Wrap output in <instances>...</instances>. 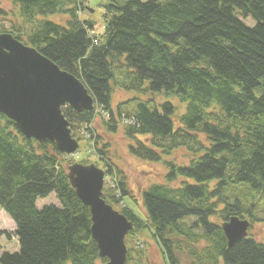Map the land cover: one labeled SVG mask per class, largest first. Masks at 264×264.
<instances>
[{
	"label": "trees",
	"instance_id": "1",
	"mask_svg": "<svg viewBox=\"0 0 264 264\" xmlns=\"http://www.w3.org/2000/svg\"><path fill=\"white\" fill-rule=\"evenodd\" d=\"M9 1L21 24L10 21L0 33L74 75L94 99L92 111L65 106L62 114L96 156L80 162L94 163L115 185H105L102 198L132 222L127 262L128 240L147 231L168 264H181L182 253L191 264H264V241L248 235L229 248L219 226L232 216L255 221L251 208L224 198L227 182L264 192V0H107L98 36L80 18L84 0ZM116 88L136 93L132 111L112 108ZM95 119L121 131L131 156L168 168L165 183L141 191L145 219L128 204L136 200ZM181 148L194 154L187 165L166 159ZM72 163L74 156L25 138L0 113V210L14 222L18 245L0 254V264H106L91 236L90 209L70 185ZM53 193L58 204L38 210L37 199Z\"/></svg>",
	"mask_w": 264,
	"mask_h": 264
},
{
	"label": "water",
	"instance_id": "2",
	"mask_svg": "<svg viewBox=\"0 0 264 264\" xmlns=\"http://www.w3.org/2000/svg\"><path fill=\"white\" fill-rule=\"evenodd\" d=\"M92 111L94 99L84 84L35 48L10 33H0V113L13 121L27 139L53 143L65 155H74L72 136L62 108ZM71 187L89 207L91 236L106 264H127L125 236L133 228L124 215L102 198L105 172L94 164L72 163L67 168ZM250 222L232 216L221 223L227 247L248 236Z\"/></svg>",
	"mask_w": 264,
	"mask_h": 264
},
{
	"label": "rangeland",
	"instance_id": "3",
	"mask_svg": "<svg viewBox=\"0 0 264 264\" xmlns=\"http://www.w3.org/2000/svg\"><path fill=\"white\" fill-rule=\"evenodd\" d=\"M119 2H125L127 0H118ZM141 2H147L151 0H139ZM161 1V0H158ZM83 6H80V18L91 20L94 25L92 31L95 35H100L103 32V14L105 12V5L107 0H84ZM0 9L3 14H0V26L10 30L12 24H21L18 15V9L9 0H0ZM47 19L59 21L63 23L60 15H50ZM246 26L253 27L255 20L251 17L242 18ZM11 21V22H10ZM136 96V93L116 88L112 94V108L114 110L120 109L121 112L132 111L135 106V100H132ZM137 97H145L138 95ZM157 102H162L165 99L162 96H156ZM175 104L178 109V113L184 112V106L178 103L177 99L170 100ZM120 104V105H119ZM94 128L97 135H100L101 139L106 143H110V157L113 162L122 169L126 176V182L128 191L134 197L136 201H130L126 198L128 204L133 211L142 219H145V209L140 201L141 191L147 189L154 183H165L166 176L168 174V168L161 162H147L139 160L129 154L127 143L122 137L120 130H116L115 133L108 131L102 121L95 119ZM96 132L94 134H96ZM79 133L82 136L84 132L79 129ZM87 141L81 140L79 142V148L74 156V163H81L82 160H89L91 162L96 161V156L90 152ZM194 154H188L185 149H178L173 154L166 158L169 161L175 162L178 165H187L190 158ZM90 164V163H89ZM94 164V163H92ZM108 189L114 191L115 185L112 179L109 178L106 181ZM222 195L230 202L234 203L238 201L243 207L251 208V213L255 221L248 229V234L259 242L264 241V192L262 190L254 189L247 183L235 184L227 182L223 187ZM49 204L57 205V199L55 194H50L48 197L39 198L36 202V207L41 210L44 206ZM119 205L114 207L115 210L119 209ZM15 224L10 217L0 210V254L2 252H14L18 250L17 240L14 236ZM127 246L132 249L131 258L127 264H168L165 261V257L160 251L158 245L147 231L139 233L137 238L135 237L128 240ZM181 264H191L190 259L182 253L180 255Z\"/></svg>",
	"mask_w": 264,
	"mask_h": 264
}]
</instances>
